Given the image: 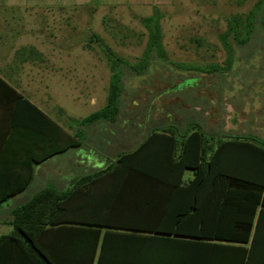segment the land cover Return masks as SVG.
<instances>
[{"label":"trees","instance_id":"16d2710c","mask_svg":"<svg viewBox=\"0 0 264 264\" xmlns=\"http://www.w3.org/2000/svg\"><path fill=\"white\" fill-rule=\"evenodd\" d=\"M133 18L147 33L134 64L91 34L88 43L98 45L109 70L106 102L71 120L78 133L61 153L84 145L85 128L116 122L124 69L142 75L156 58L183 71L229 72L232 44L246 46L256 22L264 31V0L247 13L225 17L226 29L218 35L224 66L170 61L159 9ZM187 171L192 177L185 180ZM31 180L32 173L10 195L23 192ZM6 201L0 198V207ZM9 225L0 254L23 264H264V141L251 135L208 139L198 124L185 134L176 126L152 130L134 150L67 189H41L12 210Z\"/></svg>","mask_w":264,"mask_h":264},{"label":"rangeland","instance_id":"374dc122","mask_svg":"<svg viewBox=\"0 0 264 264\" xmlns=\"http://www.w3.org/2000/svg\"><path fill=\"white\" fill-rule=\"evenodd\" d=\"M255 2L175 0L171 6L158 8L163 16V46L168 59L188 66H224L226 55L218 35L226 29L225 17L247 13ZM102 10L99 8L91 17L88 27L79 25L80 32L71 40L74 44L84 43L90 47L93 54L81 53L80 49L75 55L93 58L94 66L82 64L74 76L64 70L63 78H50L49 82H53L50 89L54 93L52 106L66 112L64 121L68 120L67 116L85 118L105 103L109 70L98 45L88 43L91 32L131 64L139 60L145 48L147 33L133 16L148 17L152 9L133 8L134 14L125 10L112 11L104 16L107 31L101 25ZM232 50L234 60L230 71L224 74L183 71L156 58L150 59L142 75L124 69L116 122H99L85 128V142L80 153H88L89 161L111 164L119 154L134 150L152 130L171 126L184 132L191 128V124H198L208 139L242 136L256 129L261 131L264 117V31L258 22L250 42L243 47L232 44ZM89 82L94 83L95 89ZM75 89H79L80 95L74 94ZM92 94L100 99L96 105L90 102ZM73 155V152L63 153L56 162L71 171ZM92 172L89 169L81 174ZM39 179H35L24 193L26 201L47 185H53Z\"/></svg>","mask_w":264,"mask_h":264},{"label":"crops","instance_id":"0c3cea01","mask_svg":"<svg viewBox=\"0 0 264 264\" xmlns=\"http://www.w3.org/2000/svg\"><path fill=\"white\" fill-rule=\"evenodd\" d=\"M174 1L0 0V79L18 94L15 96L0 83V198H8L0 207V238L10 234V214L26 201L23 195L35 179L53 184L58 190L67 189L75 180L89 174L82 172L89 169L95 172L106 166L98 160L89 161L88 153H80L84 145L67 151L74 153L71 171L56 162L63 154L61 150L68 137L77 135L78 129L71 120L78 118L67 116L68 120L64 121L66 112L52 106L54 93L50 78H63L64 70L74 76L82 64L94 66L93 58L75 55L80 49L81 53L93 54L84 43L71 42L80 32L79 25L88 27L99 8L103 9L104 29V16L112 11L134 14L133 8H160L173 5ZM89 83L95 87L93 82ZM78 90L73 91L75 95H80ZM99 100L96 94L90 97L93 105ZM246 135L264 141V117L261 131L256 129ZM31 173L28 187L17 195H10ZM191 177L187 171L185 180ZM3 251L0 249V253ZM13 260L11 255L0 254V264H23Z\"/></svg>","mask_w":264,"mask_h":264}]
</instances>
